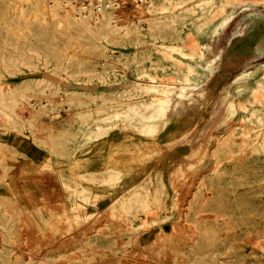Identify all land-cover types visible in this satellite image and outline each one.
<instances>
[{"label": "rangeland", "instance_id": "obj_1", "mask_svg": "<svg viewBox=\"0 0 264 264\" xmlns=\"http://www.w3.org/2000/svg\"><path fill=\"white\" fill-rule=\"evenodd\" d=\"M54 1L32 0V3L35 6L50 7ZM117 1L120 5L114 9L112 21L119 32L78 35L60 26L64 17L56 18L57 23H53L52 27L58 30L53 34V43L58 48L50 51L49 57L53 63L65 57L86 63L100 61L98 66L105 59H112L114 72L110 75V81H83L85 76L81 71H77V79H72L68 70L58 71L52 66L43 65L34 70L23 67L12 79L7 71H0V82L3 84L11 81L16 86L22 78L19 85L23 87L19 90L30 94V99L38 107L29 105V108L26 99H22L19 111L31 121L23 131L9 129L0 121V202H6V211L10 214L8 217L18 238L12 242L13 258L21 264H178L174 260H183V264H264V239H261L260 244L256 238H250L255 236V231L241 236L245 234V229L255 226L235 225L239 239L228 241L221 254L200 257L189 251L194 244L193 240L188 239L191 228L180 215L186 203L184 200L193 193L190 188H194L200 176L211 167L210 148L217 133L226 131L231 124L244 123L245 109L249 113L257 109L260 116L259 121L246 122L244 131L247 135L253 138V133L264 132V106L254 107L252 103V94L261 96L260 91L251 88V84L245 88L235 87L233 91L237 94L231 90L228 99L233 100L234 108L225 115L221 124L207 120L211 108L222 91L229 87L233 76L242 68H255L259 62L264 61V4L256 5L252 11L244 9L239 3L233 9L232 5L229 6V10L234 13L233 18L218 32H213L211 25H202L196 17H186L178 38H153L145 33L140 43L135 44L134 38L125 32V28L140 23L143 29L147 27V21L138 11L142 3L140 0ZM176 1L180 3L179 8L187 2L196 4L195 0ZM81 2L88 1L76 0V3ZM28 5L25 0H0V47L5 46L0 48V57H8L13 53L7 42L17 45L21 51L24 35L16 32L17 28L23 27L24 23L41 27L40 22L29 23L32 14L26 10ZM204 41L213 46V49L206 51L208 57H211L215 48L219 49L225 44L229 56L223 55L215 68L221 81L216 86L208 85L204 93L196 95L197 100L202 98L201 103L198 106L190 104L188 111L172 115L163 127L153 133H140L132 125H123L120 119L125 117L115 112L121 109L120 98H132L136 90L140 98L151 101L162 96L165 90L178 92L176 85L185 82L181 77H190L192 73L187 69L175 68L179 64L184 67L187 62L198 63L197 55H185L183 51L186 54L197 53L203 48L201 43ZM256 41H262V45L256 46ZM91 43H98L99 48H91ZM72 44L75 45L66 48ZM142 49L149 57L161 62V65L153 68L146 66L145 76L137 74L133 65L126 66L117 60L120 55L132 54L134 51L143 53ZM55 82L71 89L73 93L70 95L79 98L81 105L64 109L61 94L55 93L50 96L52 100L49 105H53V112L58 108V115L53 116L49 109H42L47 99L34 88ZM100 91L103 94L96 103L89 101V92ZM108 95L114 97V100L104 102V97ZM66 96L70 97L68 93ZM105 104L111 106L103 112H82L86 107ZM79 111L81 115L77 114ZM129 116L127 114L131 118ZM165 128L175 131L171 136H164ZM121 133L155 141L153 146L149 145L146 151L138 154L137 163L160 162L176 153L183 152V155L174 159L175 162L167 163L166 167L153 168L144 173L141 166L139 173L133 175L135 183L133 181L127 194L118 195V191L126 187L121 184L125 172L121 165L120 141L114 137L109 138L108 148H103L101 153L96 146L109 136ZM177 144L180 145L179 149L175 148ZM110 154H113L114 160L117 158L120 168L117 171L122 175L106 179L99 172L105 169L103 163ZM255 167L264 170V163ZM61 171L65 178L60 177ZM88 171L95 172L97 176L89 178L79 175L80 172ZM188 193L190 195L187 197ZM129 194L128 204L124 208L120 204L112 207L117 199ZM205 194L212 195L209 190ZM136 198L141 199L138 201ZM135 203L139 207H133ZM252 203H264V192L256 195ZM257 219L260 224L264 223V215ZM96 233L102 237L93 239ZM0 242L3 243H0L1 249L5 242L1 239Z\"/></svg>", "mask_w": 264, "mask_h": 264}, {"label": "bare ground", "instance_id": "obj_2", "mask_svg": "<svg viewBox=\"0 0 264 264\" xmlns=\"http://www.w3.org/2000/svg\"><path fill=\"white\" fill-rule=\"evenodd\" d=\"M25 1L29 4L26 7V10H29L32 14L29 23L34 21L36 23L40 22L41 27H37V25L34 24L28 25V23H24L23 27L15 30L24 35L23 47H21V51H19L17 45L7 42L9 49H11L13 53L9 54L8 57H0V71H7L8 74L11 75L9 78L12 79V76L23 70V67L34 70L37 69L39 65H43L46 67L52 66L58 71L68 70V73L71 74L69 76L72 79H77L78 74L76 73L77 71H81L85 76L83 81H110V75L112 74V71L114 72L112 59H105L103 63L98 66L100 61L86 63L84 61H75L71 60L69 57H65L63 60H55L53 63V59H50L49 57L51 55L50 51L58 48V45L53 43V34L58 28L52 27L53 23H57L56 18L58 17L65 18L64 22L60 23V26L65 27V30L68 32L78 35H106L119 32V29L116 28L112 21L114 9L120 5L117 0H87V3L81 2L80 4L76 3V0H55L54 4L50 7L35 6L32 3V0ZM140 1L142 4L138 6V11L141 14V17L147 21V27L143 29V25L140 23L139 25L125 28V32L134 38L135 44L140 43V38L145 33L150 34L153 38L164 36L165 38L169 37L170 39L178 38L181 34L182 25L187 20L186 17L191 19L196 17L201 20L200 22H202V25H211L212 31L218 32L219 28L223 30L233 18L234 13L229 10V6L232 5L231 7L233 9L234 6L239 3L244 9L252 11L256 5L264 4V0H195L194 2H196V4H187V2L179 8L180 3H176V0ZM116 13L118 14L117 11ZM51 18L53 20H51ZM254 44L256 46L262 45V41H256ZM73 45L75 44L66 46V48L72 47ZM225 45L219 49L215 48V50L212 51L211 57H208L209 55L206 54L207 50L213 49L212 43L210 42H202L201 46L203 48L200 50L198 49L199 52L197 53L186 54L187 52L183 51L185 55H197L196 58L198 59V65L187 62V65L183 67L179 66L180 64L178 63V68H175V70L187 69L192 73V76L190 77H181L185 82L181 85H176L178 92L170 93L166 90L165 92L161 91L162 96L159 97L158 95L156 96L159 97L158 99L151 101L140 98L139 92L136 90L132 98H120L119 106L121 109L115 112L125 117L120 119L121 122L124 123L123 125H132L133 127L138 128L140 133H153L158 130L159 127H163L172 115L188 111L190 104L198 106V104L201 103L202 98L201 100H197L198 97L196 98V95L201 92L204 93L210 85L216 86L218 82L221 81L220 75L216 73L215 68L223 55L229 56V50L225 48ZM3 47L5 46L3 45L0 48ZM90 47L98 49L99 44L91 43ZM142 50L143 53L140 54L134 51L132 54L120 55L121 57L117 60L121 61L126 66L133 65L137 74L145 76V73L147 72L145 68L146 66L153 68L156 65H161V62L149 57V55L144 52V49ZM195 51H197L196 48ZM175 66H177V63H175ZM166 78L167 77H165V79ZM22 80L23 79L21 78L17 81L16 86H13L10 83L11 81L6 84L0 82L1 124L9 129L19 132L23 131V128H28L29 123L31 124V121L23 117L19 111V105L22 99H26L27 107L32 105L34 108H38L36 102L30 99V94H27L24 90H19L23 87L19 85ZM250 84L252 86L251 88L259 90V94L261 95L257 96L252 94L254 100L252 101L253 106H264V61L259 62V65L255 68H242L233 76L229 83V87L222 91L218 97V101L211 108L207 120L210 122L213 121L216 124H221L225 119V115L231 112L234 108L233 100L228 99L231 90L234 94H237L233 91L235 87L245 88ZM166 85L168 84H165V86ZM202 86H204V89H202ZM34 90L40 91V93L45 96L47 100L43 102L44 105L42 109H49L52 111L49 113L53 114V116H57L59 111L58 108H56L53 112V105H49L52 100L50 99L52 94H61L64 102L62 105L64 109L74 105H81L79 98H74L70 95L73 93L71 89L64 88L57 82L52 85L34 88ZM153 90L157 91L158 89L156 90L153 88ZM67 93L70 97L66 96ZM102 94V91L97 93L89 92L87 97L89 98V101L96 103L97 99L100 98ZM154 97L155 96H153V98ZM103 100L104 102H110L111 100H114V97L108 95L104 97ZM105 105L86 107L82 112H103L107 107L111 106V104ZM245 106L243 107L245 108ZM244 112V123L240 122L231 124L227 127L228 129L226 131L215 135L214 143L210 148L211 167L202 175V177L198 175L200 178L198 182L196 181L197 183L194 182L196 184L194 188L189 187L190 189H193V193L189 197L190 199L188 198L187 200H184L186 203L180 213L182 220L191 228L189 229L191 233L188 239L193 240L194 244L191 245L189 251L200 257L221 254L225 251V248L227 247L226 243L228 241L239 239L240 236L239 234H236L235 229V225L237 224L256 227L245 229V234H242L241 236H245L247 233L255 231V236L250 238H256L260 241V244H262L261 239H264V223L260 224V221L257 219L259 216L264 215V203H252V200L256 195L264 192V182H262L264 179V170H259L255 167L259 163H264V132L253 133V135L255 134L254 137L250 138L244 131V128L246 122H256L260 120L259 111L253 109L249 113L245 109ZM80 113L81 111L77 112L78 115H81ZM216 113L219 115L215 116ZM127 114H130L131 118H128ZM207 125L209 126V123L204 126V131L206 130ZM136 139V142H133L131 147L135 152L136 159L134 165L136 164V174H138L143 162L137 163L138 154L146 151L149 144H146L147 142L144 141V139L147 138L142 136H138ZM154 143L155 141L150 144L153 146ZM114 161L113 154H110L103 163L105 169L101 171L102 174L99 172V175L103 178L106 177V179L120 176L115 168ZM59 175L60 177L65 178L62 171ZM79 175H86L89 178L97 176V174L92 171L86 173L80 172ZM160 182L163 184V181ZM82 188L84 189V187ZM190 189H188V191ZM208 190L209 192L211 191V196L205 194ZM130 195L131 194L122 199H117L112 207L115 208L116 204H120L121 207L124 208V206L128 204V197ZM189 195L190 194L188 193L187 197ZM146 196L147 194L145 195V198H147ZM140 199L141 198H136L138 201ZM181 204L179 206H183ZM6 205V202H0V239L5 242L4 247L0 249V264H21L16 258H13L14 246L12 242L18 240V238L15 236V231L12 227L13 223L9 220L8 215L10 214L6 211ZM133 207L137 208L139 207V204L135 203ZM182 220H179V222H182ZM186 228L187 231H189L188 226ZM100 237H102V235L96 233L92 238L99 239ZM22 243L23 242H21V244ZM21 249L23 250V248H19V250ZM174 262L178 264L184 263L183 260H174Z\"/></svg>", "mask_w": 264, "mask_h": 264}, {"label": "crops", "instance_id": "obj_3", "mask_svg": "<svg viewBox=\"0 0 264 264\" xmlns=\"http://www.w3.org/2000/svg\"><path fill=\"white\" fill-rule=\"evenodd\" d=\"M174 131L175 130H173V129H166L165 128L163 130L164 136H171L172 133H174ZM111 137H114L116 140L120 141L121 152H122V154H121L122 155L121 156V165L123 164V166H124L123 168H124V172H125L124 173L125 175H124V178L122 179L121 184L125 185L126 187H124L123 190H119L118 191V195H124V194H127L126 193L127 190H129L131 188L130 186L133 184V181L135 183V180H133L132 177L135 174V172L137 170V167L132 164V160L135 162V159L136 158H135V152L132 150L131 145H132L133 142H136V140H137L136 138L138 136L135 135V134L134 135L133 134H130V133H127V134H122L121 133L119 135L114 134V135L109 136L108 138L104 139L103 141H100L97 144L96 147L98 149L97 150L98 152L101 153V151H102L103 148H108L107 141ZM144 141L147 142L146 144H149L151 146L152 144H150V143H152L154 140L153 139H144ZM121 142H124V143H121ZM179 146L180 145L177 144V146L175 148L176 149H179L178 148ZM128 151H130V152H128ZM176 154L175 155H171V156H167V159L166 160H162L160 162H158L157 160H155L153 162L143 161L142 162V173H144L146 170L148 171V170L153 169V168L166 167V164L167 163L175 162L174 159L180 158L183 155V152L181 154L180 153H178L177 155ZM185 154H186V152H185ZM98 164L101 165V163H98ZM120 167H122V166H120ZM115 168H116V170L117 169H120L118 167V160H117V158H115ZM120 175H122V174H120ZM107 184H109V183H107Z\"/></svg>", "mask_w": 264, "mask_h": 264}]
</instances>
